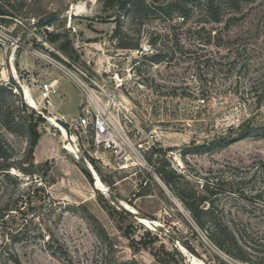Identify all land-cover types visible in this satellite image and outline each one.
Returning a JSON list of instances; mask_svg holds the SVG:
<instances>
[{"label": "rangeland", "instance_id": "rangeland-1", "mask_svg": "<svg viewBox=\"0 0 264 264\" xmlns=\"http://www.w3.org/2000/svg\"><path fill=\"white\" fill-rule=\"evenodd\" d=\"M27 2L21 15L0 20V86L13 89L2 99L6 107H17L22 98L41 115L42 140L30 175L16 168L10 178L0 173V209L22 208L23 202L28 206L19 193L30 186L43 190L31 199L33 211L23 207L0 220V264H126L133 259L139 264H219L215 256L227 264H243L208 239L159 178L164 161L180 175L178 185L188 180L201 190L209 181L217 192L218 218L241 229L248 255L264 261V0L244 5L242 19L226 28L210 23L202 30L198 12L182 26L176 23L179 18H122L127 40L139 43L140 49L120 48L113 37L117 7L104 9L99 0ZM70 9L48 28L37 25L34 13L44 10L41 19L46 20ZM70 22L77 33L69 32ZM174 29L184 48L154 63L147 57L155 52L150 41ZM218 31L220 39L214 38ZM78 78L103 89L108 84L129 105L135 126L153 142L146 156L152 171L120 167L110 152L95 146L91 129L70 136L54 121L53 116L68 121L78 117L84 101ZM47 80L60 90L49 108L38 91ZM249 127L253 133L230 145L204 146L234 140ZM130 129L134 142L144 141V135ZM0 135L22 164L27 138L1 122ZM83 159L89 161L95 186L81 168ZM112 196L147 217L138 221L126 216ZM149 219L169 234L155 230ZM184 242L194 251L187 252Z\"/></svg>", "mask_w": 264, "mask_h": 264}, {"label": "trees", "instance_id": "trees-1", "mask_svg": "<svg viewBox=\"0 0 264 264\" xmlns=\"http://www.w3.org/2000/svg\"><path fill=\"white\" fill-rule=\"evenodd\" d=\"M17 1L18 7L16 8ZM28 0H0V20L6 21L8 17H17L21 15L24 9L28 8ZM102 2L104 9H113L118 7L122 0H99ZM257 0H128L125 7L119 16L114 19L117 23V28L113 34V37L118 42L120 48L123 49H140V44H131L127 40V33L124 32L122 28L121 19H131L132 21H149L152 18L162 17L166 21H176L177 18L180 19L176 22L180 26L186 25L190 19L195 15L196 12L202 17V30H206L207 24H225V28L229 27L230 23H236L242 19L244 16V5H249L255 3ZM4 3V4H2ZM230 12L232 14H229ZM240 13H243L242 15ZM38 17L37 25H39L43 19L41 17L46 14V12L40 11L34 13ZM229 15V16H227ZM51 17V16H50ZM213 30H215L213 28ZM221 31V30H220ZM220 32L215 33L214 38H218ZM49 39H53V33L47 35ZM210 39H212V29H210ZM165 37V42H160L159 39ZM150 47L155 49L152 55L147 56L152 59L154 63H162L167 61L166 57L171 55H176L178 50H182L184 46L180 42L178 34L175 32H167L161 36L153 37L150 41ZM217 46H221L220 42H216ZM147 55V54H146ZM170 61V60H168ZM13 89L0 86V122L7 130L17 135H24L28 141V155L22 164H19L15 160L14 153L10 151V146L7 143H2V136L0 135V173H2L7 178L11 176V169L16 168L23 173L29 174V172L35 167V148L41 138V134L38 131V125L42 121V117L36 114L34 110L30 109L27 104L20 99L19 105L17 107H6V104L2 101L3 97L7 94L12 93ZM16 108L21 111L19 114H15ZM8 119V120H7ZM256 129V128H255ZM254 128L243 129L240 133L236 135L237 138L234 140H222L207 143L204 146H226L233 143L235 140H241L253 133ZM204 148V147H203ZM23 164H29L27 169ZM159 178L170 188L174 195L182 202L183 206L190 213L196 225L203 231L207 233L208 239L221 251L225 252L233 260L243 263V264H264V261H255L249 255L247 250H245L244 244V232L241 229L233 228L223 222L218 218L215 210V200L214 195L217 194L215 190L212 189L209 181L205 182L201 190H199V185H193L190 181L184 180L181 185H178L176 178L180 176L177 172L170 168V164L167 161L163 162V165L157 171ZM30 175V174H29ZM104 183L108 182L103 176H101ZM34 181V180H32ZM230 183V182H229ZM241 184V182H238ZM148 185V183H146ZM43 190L41 187L32 188L30 186L24 192L19 193V197L28 199V206L25 207L24 202L22 208L34 210L32 205V198L38 196L39 192ZM233 188H231L232 192ZM255 198L260 197L259 194L254 195ZM111 201L116 199L114 196L111 197ZM22 208L11 209L6 207L0 209V220L6 215H9L12 210H21ZM24 211V210H22ZM4 212V214L2 213ZM126 216H130L122 211ZM147 217V215H144ZM101 237H103L104 231H99ZM172 239V236H168ZM193 251V247L188 242H184ZM13 254L9 253L8 256ZM219 264H227V262L221 259L219 256H215ZM9 259V258H8ZM15 261V257H13ZM18 264V263H16ZM125 264V263H124ZM126 264H139L135 259L127 262Z\"/></svg>", "mask_w": 264, "mask_h": 264}, {"label": "built area", "instance_id": "built-area-1", "mask_svg": "<svg viewBox=\"0 0 264 264\" xmlns=\"http://www.w3.org/2000/svg\"><path fill=\"white\" fill-rule=\"evenodd\" d=\"M69 32L77 33V28L68 24ZM76 49L81 48L80 42L75 43ZM84 101L80 105L78 117L68 121L64 116H55L67 122L72 132L87 133L89 129L94 132V144L97 148H103L110 152L114 160L125 168L133 165L140 170L152 171L154 168L147 160V153L153 144L152 140L135 126L132 111L129 105L119 93L108 84L105 89L97 85L79 79ZM97 88H100L97 89ZM102 89V90H101ZM39 98L44 106L49 108L54 105L59 96V86L52 81H44L39 85ZM135 126V127H134ZM136 129V134L144 135L143 142H134L130 136L131 129ZM147 138V140H145ZM28 179L38 180L37 176H28Z\"/></svg>", "mask_w": 264, "mask_h": 264}, {"label": "water", "instance_id": "water-1", "mask_svg": "<svg viewBox=\"0 0 264 264\" xmlns=\"http://www.w3.org/2000/svg\"><path fill=\"white\" fill-rule=\"evenodd\" d=\"M127 2H128V0H122L121 1V3L119 4V6L117 7L115 19L122 12V10L125 7V5H126ZM69 12H72V10L70 9L69 11H66V12L65 11H60V12L52 15L51 17L47 18L46 20H43L39 24V27L40 28H48L51 24H53L55 21H57L60 17H62L63 15H65V13L66 14H69ZM70 15H72V13H70ZM23 40H24V38L21 39L20 41L22 42ZM56 121L60 125H62L66 129L68 135L71 136V129H70L69 124L67 122L61 120L60 118H56ZM80 164H81L82 170L90 178L92 184L95 185L96 184V179H95V176H94V174H93V172H92V170H91V168L89 166V161H87L86 159H83V160H81ZM113 203L117 204V207L121 211L125 212L126 214H129L130 216H133L138 221H141V219L146 218V217L141 216L137 210L136 211H133L132 209H130L129 207H127L122 201H119L117 199H114ZM149 220H151V222L153 223V226H154L155 230H158L161 233L169 234V231L166 230L162 224L157 225V224H155L154 219H149ZM184 248L187 250V252H193V250L191 248H189L187 245H185Z\"/></svg>", "mask_w": 264, "mask_h": 264}, {"label": "crops", "instance_id": "crops-1", "mask_svg": "<svg viewBox=\"0 0 264 264\" xmlns=\"http://www.w3.org/2000/svg\"><path fill=\"white\" fill-rule=\"evenodd\" d=\"M41 140H42V139L40 138V139H39V142H38V144H37V146H36V148H35V156H36V157H37V152H38V146H39ZM44 149H45L44 151L46 152V148H44ZM45 152H44V153H45ZM37 159H38V158H37ZM98 174H99V173H98ZM101 179H102V178H101Z\"/></svg>", "mask_w": 264, "mask_h": 264}, {"label": "bare ground", "instance_id": "bare-ground-1", "mask_svg": "<svg viewBox=\"0 0 264 264\" xmlns=\"http://www.w3.org/2000/svg\"><path fill=\"white\" fill-rule=\"evenodd\" d=\"M72 10V9H71ZM75 13H73V15H74ZM53 119H54V121H56V117L55 116H53ZM57 122V121H56ZM95 186V185H94ZM152 225H153V223H152Z\"/></svg>", "mask_w": 264, "mask_h": 264}]
</instances>
